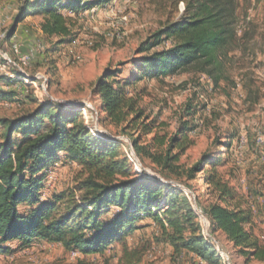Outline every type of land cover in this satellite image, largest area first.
<instances>
[{
    "label": "trees",
    "instance_id": "obj_1",
    "mask_svg": "<svg viewBox=\"0 0 264 264\" xmlns=\"http://www.w3.org/2000/svg\"><path fill=\"white\" fill-rule=\"evenodd\" d=\"M112 1L25 0L5 41H11L18 26L38 14L46 38L57 37L59 44H71L76 37L74 19L64 11L78 14ZM236 11V0H190L179 20L140 45L138 55L145 56L135 66L141 73L122 79L123 70L109 69L95 84L104 116L100 119L124 134L141 132L138 137L130 136L136 156L142 162L148 159L167 182L137 174L122 144L107 136L94 137L76 105L47 100L37 103L30 113L0 118V255H11L38 240L61 244L67 251L85 256L121 244L119 264H141V252L130 249L126 240L143 227L141 221L150 219L175 256L188 255L203 264H227L204 235V216L212 238L221 234L246 260L264 262V246L254 233L257 212L253 205L238 200L230 183L216 172L222 161L206 152L188 169L179 165L190 145L188 134L194 130V108L189 106L188 120L181 122L173 136L155 135L144 143L142 136L152 134L154 122H147L149 117L139 108L138 99L129 93V87L145 78L160 79L180 71L201 73L218 85L226 47L235 39ZM164 39H174L175 44L155 50ZM6 81L21 80L0 77V83ZM60 154L81 168L84 179L76 189L81 196L74 191L43 199L46 173ZM197 179L208 185L213 204L205 205L193 196L190 182ZM11 242L19 246L12 248Z\"/></svg>",
    "mask_w": 264,
    "mask_h": 264
},
{
    "label": "rangeland",
    "instance_id": "obj_2",
    "mask_svg": "<svg viewBox=\"0 0 264 264\" xmlns=\"http://www.w3.org/2000/svg\"><path fill=\"white\" fill-rule=\"evenodd\" d=\"M24 1L0 0V70H4L0 77L21 80L0 83L4 88L0 90L4 93L0 118L30 113L37 103L47 100L76 105L89 130L95 127L99 130L96 136L91 133L94 137L107 136L122 144L137 174L167 182L148 159L142 162L136 156L130 136L138 137L141 132L133 130L129 135L124 134L109 121L100 119L104 116L100 114L101 101L94 88L98 78L109 69L123 70L122 79L141 73L135 66L145 56L138 55L140 45L166 25L179 20L190 0H113L107 5L82 9L78 14L66 10L64 14L74 19L76 37L71 44H59L57 37L46 38L39 25L42 16L36 14L18 26L11 41H5ZM236 7L235 39L226 50L245 49V42L250 39L248 30L255 26L263 31L254 33L257 41L250 50L254 54L264 53V0H236ZM174 44V39H164L155 50ZM218 52L222 55L223 50ZM25 55H29V59ZM223 60L218 85L201 73L180 71L160 79L145 78L129 87V93L138 99L139 108L149 117L147 122H154L152 134L142 136L144 143H149L155 135L167 139L173 136L181 122L188 120L189 106L194 108L197 113L192 120L194 130L188 134L190 145L180 157L179 165L188 169L206 152L221 160L222 165L216 172L230 183L238 200L254 206V213L257 212L254 233L264 246V144L256 141L257 136L264 133V74L236 79V63ZM46 174L43 199L74 191L81 196L76 190L84 179L81 168L76 163H68L64 154L59 155ZM169 183L180 189L184 187L176 181ZM190 184L194 197L198 196L205 205L214 203L206 183L197 179ZM185 193L192 195L190 191ZM143 224L146 221L139 226ZM216 240L231 264H264L240 256L221 234ZM126 244L141 252V264H200L188 255L175 256L153 224L143 226ZM9 245L19 246L15 242ZM122 249L121 244H116L102 254L80 253V258L73 259V251H67L61 244L35 241L34 245L17 249L11 255H0V264H119Z\"/></svg>",
    "mask_w": 264,
    "mask_h": 264
},
{
    "label": "crops",
    "instance_id": "obj_3",
    "mask_svg": "<svg viewBox=\"0 0 264 264\" xmlns=\"http://www.w3.org/2000/svg\"><path fill=\"white\" fill-rule=\"evenodd\" d=\"M248 31H249L248 35L250 36V39H247V41L245 42L246 43L245 49L241 47V48H235L234 51L226 50L225 56L223 57L225 60H228L229 62L232 61L236 63L235 67H238L237 68L238 75L236 76V79L238 77L240 79L250 78V77L256 78L259 74L260 75L264 74V53L259 52L254 54V52L250 50L256 44L257 41V39H255L256 35H254V33L262 32L263 30L260 29V27L256 28L255 26H252ZM222 62L224 63V60H222ZM3 89L4 88L3 87L1 88L0 86V90ZM259 93H260L259 95H261V92ZM143 221H146V224H143V226H151V224L155 226L153 221L150 219H145ZM143 221H141L140 223H142ZM38 241L42 242L41 240ZM34 244L35 242L32 245Z\"/></svg>",
    "mask_w": 264,
    "mask_h": 264
},
{
    "label": "bare ground",
    "instance_id": "obj_4",
    "mask_svg": "<svg viewBox=\"0 0 264 264\" xmlns=\"http://www.w3.org/2000/svg\"><path fill=\"white\" fill-rule=\"evenodd\" d=\"M26 63H27V62H26ZM1 70H3V68H1ZM3 71H4V70H3ZM12 76H13V75H12ZM90 131L92 132V134H93L94 136H96V134L99 133V130H98L96 127H95L93 130H90ZM256 141H257V143H258L259 145L264 144V133L258 135L257 138H256ZM52 177H53V176H52ZM52 177H51V178H52ZM201 222H202V225H203V230H204L203 232H204V235H205L209 240L212 241V243L214 244L216 250H217V251L219 252V254H220V255L226 260L227 264H231V263H230V258H229V256H228L225 252H223V250H222L221 247H220V244H219L214 238H212V237L210 236V233H209V231H208V228L210 227V224H209V221L207 220V218L204 217V216H201ZM77 255L80 256V253H79L78 251H73V252L71 253V256H72L73 259H77V258H76Z\"/></svg>",
    "mask_w": 264,
    "mask_h": 264
},
{
    "label": "built area",
    "instance_id": "obj_5",
    "mask_svg": "<svg viewBox=\"0 0 264 264\" xmlns=\"http://www.w3.org/2000/svg\"><path fill=\"white\" fill-rule=\"evenodd\" d=\"M26 56V58L27 59H29V55H25ZM4 57V56H3ZM15 65V64H14ZM0 72H3L2 70H0ZM243 144H244V141L242 140V147H243ZM54 180H53V178H51V182H53ZM208 231H209V228H208ZM76 258H80V256L79 255H77V257ZM200 264H203L202 262H199Z\"/></svg>",
    "mask_w": 264,
    "mask_h": 264
},
{
    "label": "water",
    "instance_id": "obj_6",
    "mask_svg": "<svg viewBox=\"0 0 264 264\" xmlns=\"http://www.w3.org/2000/svg\"><path fill=\"white\" fill-rule=\"evenodd\" d=\"M4 57H6V56L4 55ZM162 182H163V181H162ZM163 183H164V182H163ZM182 190L189 191V190H187V189H186V188H184V187L182 188Z\"/></svg>",
    "mask_w": 264,
    "mask_h": 264
}]
</instances>
